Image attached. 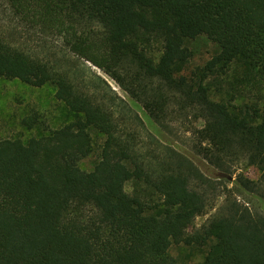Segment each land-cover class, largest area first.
<instances>
[{
    "label": "trees",
    "instance_id": "16d2710c",
    "mask_svg": "<svg viewBox=\"0 0 264 264\" xmlns=\"http://www.w3.org/2000/svg\"><path fill=\"white\" fill-rule=\"evenodd\" d=\"M7 1L34 34L0 30V76L53 86L74 119L1 140L0 264H264V110L211 98L234 68L264 89V0ZM200 36L218 51L186 75Z\"/></svg>",
    "mask_w": 264,
    "mask_h": 264
},
{
    "label": "rangeland",
    "instance_id": "374dc122",
    "mask_svg": "<svg viewBox=\"0 0 264 264\" xmlns=\"http://www.w3.org/2000/svg\"><path fill=\"white\" fill-rule=\"evenodd\" d=\"M28 28L14 13L8 1L0 0V30L8 34L12 32L15 40H25L31 34H34V31L28 32ZM189 46L193 51V58L188 70L185 72L186 75H189L195 66L202 65L211 59L218 51L217 45L206 36H200L192 40ZM95 69L109 81L119 95L129 99L127 93L113 79L101 70ZM239 75L238 69L234 68L222 90L211 92L212 100L235 105L257 104L264 110V89L258 91L256 88L249 86L247 90H243L238 82ZM55 93L56 89L51 85L33 87L18 79L9 80L0 76V142L4 138H20L24 142H28L33 137L47 135L52 129L59 128L73 120L74 115L68 111L64 103L57 100ZM171 125L174 133L170 135V139L176 147L190 154L205 173L212 174L213 167L192 148L193 135L188 130L190 126L187 128L186 125L179 123H172ZM98 160L99 152L95 146L93 152L84 158L80 165L83 169L89 171L94 168ZM237 172L243 173L253 180H257L261 174L257 168L246 163L239 164ZM127 189L130 190L129 184ZM253 204L256 210L264 211V204L257 199H253ZM215 211L198 217L195 225L197 227L201 226ZM202 260L203 258L200 257L197 261Z\"/></svg>",
    "mask_w": 264,
    "mask_h": 264
}]
</instances>
